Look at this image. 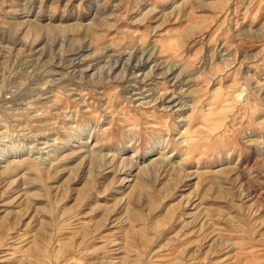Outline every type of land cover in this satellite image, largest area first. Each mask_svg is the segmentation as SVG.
<instances>
[{
	"label": "rangeland",
	"instance_id": "rangeland-1",
	"mask_svg": "<svg viewBox=\"0 0 264 264\" xmlns=\"http://www.w3.org/2000/svg\"><path fill=\"white\" fill-rule=\"evenodd\" d=\"M0 264H264V0H0Z\"/></svg>",
	"mask_w": 264,
	"mask_h": 264
}]
</instances>
